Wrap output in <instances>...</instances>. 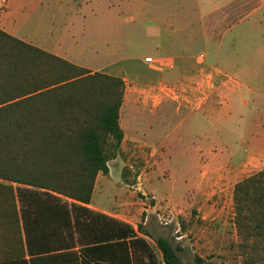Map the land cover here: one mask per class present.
<instances>
[{
  "label": "trees",
  "instance_id": "obj_1",
  "mask_svg": "<svg viewBox=\"0 0 264 264\" xmlns=\"http://www.w3.org/2000/svg\"><path fill=\"white\" fill-rule=\"evenodd\" d=\"M124 94L121 77L0 28V264H187L168 237L154 238L160 258L143 223L90 206L121 150ZM233 198L238 232L257 249L264 169Z\"/></svg>",
  "mask_w": 264,
  "mask_h": 264
},
{
  "label": "rangeland",
  "instance_id": "obj_2",
  "mask_svg": "<svg viewBox=\"0 0 264 264\" xmlns=\"http://www.w3.org/2000/svg\"><path fill=\"white\" fill-rule=\"evenodd\" d=\"M0 1L1 11L4 2ZM22 2L24 13L18 9ZM34 2L10 1L9 17L20 23L17 36L57 54L82 53V58H74L79 63L88 60L97 66L112 61L100 57L93 62L89 56L86 45L95 37L87 40L81 34L82 0ZM130 17L127 11L121 14L124 33L115 43L123 47V61L108 69L147 54L144 33L132 19L127 21ZM67 26L69 32H64ZM259 31L245 26L242 43L247 40L249 48L263 51L264 26ZM241 61L252 72L237 81L250 89L240 96L234 93L230 114L206 108L179 112L173 107L155 125L157 132L148 127L144 94L126 88L122 147L109 161L110 172L98 175L92 207L135 226L143 223L151 236L146 238L160 258L154 238L163 235L178 247L187 264H264V244L251 248L238 232L233 198L238 181L264 169V55ZM209 141L212 151L197 150L199 143Z\"/></svg>",
  "mask_w": 264,
  "mask_h": 264
},
{
  "label": "crops",
  "instance_id": "obj_3",
  "mask_svg": "<svg viewBox=\"0 0 264 264\" xmlns=\"http://www.w3.org/2000/svg\"><path fill=\"white\" fill-rule=\"evenodd\" d=\"M2 1L0 28L33 44L16 35L20 23L9 17L11 0ZM34 1V5H38L39 0ZM24 8L22 2L18 9L24 13ZM80 10L81 34L87 40L95 37L86 45L90 58L98 62L100 57H111L112 61L93 66L88 60L79 63L74 59L82 58V53L62 55L43 49L93 72L121 77L125 82L124 101L126 88L144 94L145 109L149 112L146 121L152 131L157 130L155 125L163 122L173 107L179 112L184 108L191 111L206 108L210 112L213 109L212 112L230 114L234 93L240 96L242 90L250 89L237 81L252 72L241 60L264 55L262 48L252 50L247 40L242 43V37L247 36L245 26L263 30L264 0H82ZM125 11L131 15L127 21L132 19L137 29H142L147 54L108 69L123 61L120 58L123 47H115V43L117 36L124 33L120 16ZM68 28L64 32H69ZM148 57H152L153 62H147ZM242 104L245 105L243 99ZM120 124L125 130L121 112ZM175 130L176 127L173 132ZM212 146L209 141L207 145L199 143L196 148L212 151ZM92 201L93 197L90 206Z\"/></svg>",
  "mask_w": 264,
  "mask_h": 264
},
{
  "label": "built area",
  "instance_id": "obj_4",
  "mask_svg": "<svg viewBox=\"0 0 264 264\" xmlns=\"http://www.w3.org/2000/svg\"><path fill=\"white\" fill-rule=\"evenodd\" d=\"M146 61L147 62H153V59H152V57H148V58H146Z\"/></svg>",
  "mask_w": 264,
  "mask_h": 264
}]
</instances>
